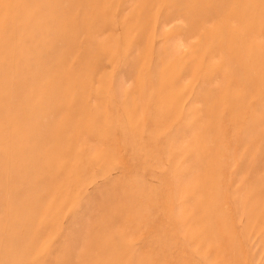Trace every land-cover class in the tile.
I'll list each match as a JSON object with an SVG mask.
<instances>
[{"label":"rangeland","instance_id":"obj_1","mask_svg":"<svg viewBox=\"0 0 264 264\" xmlns=\"http://www.w3.org/2000/svg\"><path fill=\"white\" fill-rule=\"evenodd\" d=\"M0 264H264V0H0Z\"/></svg>","mask_w":264,"mask_h":264},{"label":"bare ground","instance_id":"obj_2","mask_svg":"<svg viewBox=\"0 0 264 264\" xmlns=\"http://www.w3.org/2000/svg\"><path fill=\"white\" fill-rule=\"evenodd\" d=\"M242 255V254H241ZM245 256V255H244ZM242 257V256H241Z\"/></svg>","mask_w":264,"mask_h":264}]
</instances>
